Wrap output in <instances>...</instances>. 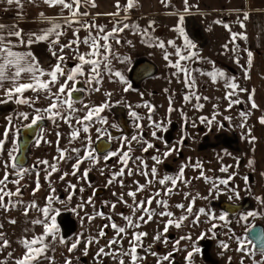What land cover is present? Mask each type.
Instances as JSON below:
<instances>
[{"label":"rangeland","instance_id":"obj_1","mask_svg":"<svg viewBox=\"0 0 264 264\" xmlns=\"http://www.w3.org/2000/svg\"><path fill=\"white\" fill-rule=\"evenodd\" d=\"M83 8L86 9V7L84 6ZM79 19L82 22L94 23L103 27L104 33H100L101 36L111 31L113 27H121L125 23L130 26L129 28L124 29L123 32L118 33L114 38H110L109 40L114 53L113 56L109 57V60L111 62L110 67L112 68L113 72L120 71L121 74L125 76L127 67H129V65L136 58L142 56H145L156 63L159 69L158 77L156 79H153V81L147 83L140 92L135 94L126 93L125 96H128L126 101L117 99L112 103L107 102L110 106L107 107L104 117L107 119L108 123L103 125L99 123H93L91 125L89 133L92 137V140L98 137L96 128H101L102 130L113 129L111 125L115 124L114 119L116 117L112 113H110V109L113 107L118 109V111L116 112L117 114L121 112L126 115L127 119H129V126L132 130L131 132H133V134L137 133L138 130L134 128L133 120L128 115L129 111L137 112V114L141 117L140 121L143 122V132L149 133V137L147 138L148 140L146 141L153 143L155 145V148L149 149L147 153L142 151V147L144 146L143 142L136 143L135 141H133L131 143L130 155L133 157V159L135 157H140L148 165V168L146 169L148 171H150L152 166H155L157 168L158 178H162L167 175V171H171L173 169L177 170L178 167L183 165L184 161V163L189 165L185 169V180L190 181V183L184 184L183 194L184 196L185 194H188V197H190L187 198L188 202H190L192 197H196L195 201H197L199 200L197 196H201V201L205 203V205L203 206H199L200 202L194 203L193 215H190L188 219L185 220V230L182 232V234H177V232L175 233L176 236L192 237L191 240L185 239L183 244H180V248H183L184 250V257L187 256L188 251L192 250L193 243L195 242V246L199 247L200 252L194 254L191 260V264H232L235 262L234 260H236V263H238L239 258L242 257H238L237 255H235L238 252L236 250L238 242L235 237H240L241 235H243L245 233V229L249 225L260 224L264 226V203L261 202L264 200H257V198L254 196L253 191V181L258 185L261 179V173L255 171L253 161L254 157L252 152H254L256 140L250 143L249 138H244V145H237V147L234 148L233 157L231 158V160L230 158L227 159L228 163H226L225 161L220 162L218 161V159L221 157L224 158L223 156H226V151L216 146L219 143L215 142L214 140L215 138H217V135L219 133H226V130L221 128L217 124L211 128L208 126H204L207 125L206 123H204L201 124V127H196L198 129V132L195 137L191 135V133H193L194 131H190L189 133L187 132V135L185 134L186 138L190 140L194 138L205 140L207 138L206 141H203L202 145L191 147L190 144H186L183 160L181 158H177V156H175L177 152H174L172 155L164 159L163 163H160L158 165L153 164L154 162L152 161L151 157L158 154L161 155L162 159V153L166 150V146H164V144L161 145L160 143L154 142V140L152 139V131L148 130L146 127V124L149 122L147 120V116L149 115V113L146 112L147 108L143 105L145 103L153 101L151 97H156L157 99H154L153 105L158 108V118L160 120L165 119L164 107L167 106V99L165 97L163 98L162 93H169V97L172 102L171 107L172 109H174L172 111L171 117H173L176 121V133L173 136V142H171L172 145H176L177 141L180 140L181 136L183 135L182 130H180L181 115L179 114V111L184 107L187 109V112L189 111V113H191L192 120H189L190 124H193V122H195V125H199V122L195 119L198 116L197 112L200 111V117H207L210 119L213 114H216V119L218 121H220V119H224V117H233V126L230 125L232 124L231 121L226 120L225 122L229 123V128L232 127L236 130H240V124L242 123L241 120H243V118L240 116V113L243 111V109H245L246 113H249L246 120V124L248 123L247 127L248 129H251V136L257 138L258 130L260 131L259 133H261L263 128L260 127V114H258L257 108L251 107L252 101H250L247 97L248 92H241L239 91V89H237L236 95L233 96L232 99H239L241 103L234 104L231 108H229V101L225 99V95L228 91H230V89H227L225 87V81L223 79H217L216 82H213L212 77L207 75V73L212 71H223L227 77H235V83L239 85V88L248 90L245 78V68L248 69L249 65L247 63V53L245 51L246 48L244 46L243 39H237L236 41V45H239L238 52L234 53L230 50L226 51L222 47L226 43L228 44L229 49H232L236 46L232 43H229L231 34L229 30L226 29L223 25L227 24L231 29V32L241 33L239 22H232L231 20H227L225 18H208L202 19L201 21L198 20V22H194V27L197 28L198 35L197 38H193L188 34L190 23L188 24V22H186L184 18V22L182 25V27L184 28V33L188 37V39L192 41V43L198 46L193 49V51L197 53V57L188 61H181V63L191 71V76H194V87L189 89L184 83V74L178 73L174 75V73H176V69L171 67L169 64V61L175 63L177 57L175 55H169L168 61L164 59L165 52L174 53V48L167 45L166 43L168 40L174 41L176 46L180 47L183 51L184 37L181 36L178 32L174 31V28L179 22V17L171 18L166 16H132L126 19L124 18L114 20L99 18L93 21L90 18L85 19L80 16ZM216 21H221V23H216ZM150 22H154L152 28L149 29V35L153 38L151 45L149 43H145V38L141 35L143 30L148 28ZM134 25L137 27H132ZM97 31L98 29L96 28L91 29L92 35L95 36L97 34ZM79 32V38L81 40L89 35L88 30L84 28H81ZM73 39H75V37L69 34L64 39H62L60 43L66 44ZM116 39H119V44L116 43ZM129 41H131V43H128ZM158 41L165 42L164 49L156 46ZM101 43H103L102 40ZM81 45L82 44H80L79 47ZM54 50L59 54L58 46ZM88 51L89 48L88 46H86V52L84 50V53H87ZM66 53H68V51H65L63 53L65 57ZM237 57L240 61L239 64L235 62ZM122 60L124 61L123 63L121 62ZM222 64L227 66V68L223 67L224 65L222 66ZM241 65H243L244 67H241ZM103 75L105 77L102 79L100 84L94 83L92 86L86 84V100L80 104L74 105V107L78 109V111L73 114L74 116L82 117L86 113V110H84V105L99 106L104 104L106 100L103 94H105L109 89L114 91L117 90L118 93H122V91H124L125 84L123 82H120L119 78L110 76V74L108 73H104ZM96 87H98L100 91H94L93 89ZM184 89L187 92H189V90H192V92L196 91V96H200V99L197 101L195 97H192L190 101L186 102L189 105L186 104L184 106V100L181 99L180 96ZM40 96L41 99L38 101L40 102V106L42 108L47 107L49 101L43 98L44 93H41ZM205 97H207V99H204ZM197 104L203 105V107L200 108L201 110H197L194 113L191 109L195 108L194 105ZM137 105H140V107H137ZM72 123L74 128L80 127V125L75 124V120H73ZM204 127L206 128L204 129ZM72 131L73 128H70L68 124H65L63 122V120L58 119L56 123H53L52 160L59 169V171L53 173V186L51 185L52 180L50 176L48 177V179H45V176L47 175L46 172L43 176H39L40 188L33 195V189L36 187L37 177L36 174L34 175L29 173L25 175L24 179L21 181L22 196L20 197V199H22L23 203L17 205L15 208H12L10 211H4L3 209H0V225H2V227H0V232L3 233V239L9 242L8 247L0 248V253H3L2 255L0 254V264H15L16 259H18L21 252L24 251L21 241L26 238L30 239L33 235H40L43 233V227L41 225H33L31 223V220L35 218H42L41 213L36 209H31L28 215L25 216L24 208L33 201H35V203L42 208L47 203L46 198L49 196L58 198V200L53 203L52 207L60 210V214L58 216L61 215L63 221L66 214H70L73 221H75L69 223L70 225L66 230L65 228L63 229L60 226L59 223L61 222L59 221V219H57L56 223L59 226L58 238L56 241H52L51 237L48 238V242L50 243L49 252L53 251V264H65V260L67 259H70L72 261V264H118V262L113 260L110 256H104L99 261L95 258L98 249L107 245L108 241L116 235L114 230L110 226L103 228L105 232L104 237H99L98 233L104 225H110L112 221H114L119 226H126V221L122 218L121 214H123V216H130L132 215V210L131 208L128 209L126 211L127 213L123 211L122 208L125 207V203L120 201V196L121 194H123V200L126 202L132 201V198L127 195V192L134 191L136 189L137 184L134 183V181L139 182V184L141 185H145L144 191L137 194L136 198L140 200H144V198L155 195V191L152 190V186L156 182L153 181L152 184H148L146 178L144 176H141L139 172H137L135 175L129 176L127 174V169H125V175L122 177H117V182H114L111 185L107 184V181L111 178L112 173L118 171L122 167V165L118 162V157H112V164H106L101 159H99L96 163H93V161L86 159L79 165V172H77L75 176L71 175L73 171L72 165L76 163L77 158V154L71 152V149H81L79 155L82 157L84 156V144L87 142L84 139L86 134L81 132V138L74 140L70 144L69 134ZM56 133H60L59 144H57ZM47 137L49 138V132H47ZM242 137L239 133V138L242 139ZM58 147L60 149H67L68 156L65 159L59 160L57 162V160H54V157L60 156V153L57 151ZM118 149L127 151V146H122L120 141L118 140L115 143L114 151ZM156 149H159L160 152L158 153ZM241 149L244 152L241 151ZM148 154H150V157L147 158L146 156H148ZM187 155L190 156V162H186ZM247 156L249 157V161H253L251 165H249V161H246L242 165L243 168L236 166V160L241 157L246 158ZM196 161H200L202 163L205 176L209 178L215 176V178L210 179L209 182H205L203 178L194 179V177L199 176L200 169L194 170L190 165L194 164ZM139 163V161H136L135 163L129 161V167L135 170L137 169ZM169 165H171V167ZM222 165L231 166L228 169L229 174L235 173V175L232 176L233 180L231 187L226 192L222 190L220 191L212 189V183L219 184V179L223 178V175L220 174H225L223 172H220L219 170ZM85 169H90V171L88 172L87 179H82V173ZM101 170H103V175L101 174ZM189 172H192L191 176H188ZM245 172H248L252 176L251 178H253V181L250 180L249 183H246L245 181L243 182L241 176L245 175ZM64 173H68V175L64 178V180H61L60 177ZM0 178H2V175H0ZM120 180H123V186H121V184L119 183ZM69 184L75 185V190L70 189ZM98 187L103 188L106 191L105 194L103 196H100L99 198L91 197L92 190ZM159 187L161 188V186ZM8 188L15 191L16 185L10 184ZM81 188L84 189L83 192L80 191ZM51 189H55V192H52ZM210 191L211 195H209ZM179 192V189H177L173 193L172 200H170L171 204L167 209L174 214L173 219H175L176 217L179 218V211L176 207V205L179 204L182 200L181 197L178 196ZM235 192H239V199L235 198ZM70 193L73 194L72 199L69 201L68 196ZM89 197L92 198V204H85L83 211H81L79 208H76L78 204L87 201ZM202 197L208 198L203 199ZM244 197L250 198L252 202L251 209L236 218L227 219L228 222L226 225L224 221H220L218 219L209 220L208 217L203 215H201V222L196 224L192 223V218L195 217V213H197L200 208H205L206 211H211L214 215L219 216L221 214H219L216 209L212 208V204L215 201L228 199L230 201L237 202ZM59 201H63L64 203H60ZM5 202H7V198H5ZM111 204L116 205L114 210L111 208ZM186 205H188L187 202ZM153 206L156 208L155 211L157 213L164 210L158 207L155 201L153 202ZM74 208L76 210L72 211V209ZM96 212H103L104 218L96 216L95 219L91 221H88L87 218H84L83 220L81 219L85 216V213L89 215H95ZM248 212H256L258 213V215L255 217H249L246 222L242 221L240 217ZM135 215L139 216L141 215V212H137ZM109 216H111V221L107 219V217ZM11 219H14L16 223H10L9 221ZM145 219L147 220V216H145ZM167 219V217H160L159 215H155L153 221L150 220L147 223L141 222V226L137 229L129 228L127 230V235L121 242L122 247L124 249H127L129 247L128 240L131 239V234L134 231L146 233L148 227L150 228V225L152 224L157 229H162L164 227L162 221H166ZM213 223L217 224L218 226L215 229H212V231H209ZM233 233L235 235L232 239H230L229 237L233 236ZM166 234L167 233H165L164 235L167 238ZM201 234H204V238L198 239ZM60 237L64 238V240L66 241L65 244H61L59 242ZM77 237L80 238V244L71 253L68 252L67 248L71 245V243L75 242ZM89 237L97 238L98 243H92L91 245H89L88 254L84 255L85 243ZM150 238L151 237L147 232V235L143 237L144 246L155 244L154 246H160V248L163 249V252H168L173 248L170 245L172 244L171 242L173 241V237L170 238L171 240L167 239V244L161 241H154L153 238ZM221 242L227 243L229 247L227 249H223L221 247ZM204 246H206L207 249L205 250H207V252L205 253L203 249V252L201 253V250ZM118 247H120V245H113V248ZM145 252L146 251L142 252L141 256L145 257L148 262L149 258L154 260V258L158 257L152 256L151 254H148L146 256ZM152 252L154 251L152 250ZM9 253H11L12 255L9 256ZM123 258L125 259L127 264L129 258ZM175 258L180 261V264H189V261H187L186 259H184L182 263L181 258ZM142 261H144V259ZM42 264H49V262L45 261Z\"/></svg>","mask_w":264,"mask_h":264},{"label":"snow or ice","instance_id":"obj_2","mask_svg":"<svg viewBox=\"0 0 264 264\" xmlns=\"http://www.w3.org/2000/svg\"><path fill=\"white\" fill-rule=\"evenodd\" d=\"M86 3H91L92 7H95L94 0H85ZM0 3L6 4L8 6L16 5L18 8H22V0H0ZM43 3L48 5L49 7H59L61 10V14L65 10L70 14V17H63V24L60 23L57 19H49L45 17L43 13H41V18L45 20L48 26L41 28L37 32H28L25 33L22 29L18 27V25H5L0 23V93H2V98H0V104H7L9 102H14L17 105H28L34 109V115L31 116L29 113L21 112L19 113V117L24 120L28 121L30 119V123L23 125V127L27 129H32L34 126H37L41 121L45 119L51 120L53 123H56L58 119L63 120L65 124H68L70 128H73V131L69 134L70 140L69 143L71 144L74 140L81 138V132L84 134L89 133V129L93 123H99L101 125L107 124L108 121L105 117H102L100 113H102L107 107L110 105L107 101L99 106L90 107L88 105H84V109H86V113L82 117H76L73 114L78 111L74 107L76 100L74 99V94L78 91H84V89L78 88L77 84L79 83L77 77H85L87 78L84 80L89 86L95 84H100L103 79V74L108 73L110 76H115L119 78L120 82L127 84V81L124 80L123 75L120 71H114L110 67V60L109 57L113 56L112 46L109 43L110 38H114L118 33L123 32L124 29L129 28L128 24H123L121 27H113L111 31L105 33L103 36L100 33H104V28L96 25L94 23L82 22L79 17L80 16H87V12H81L80 8L82 7L81 0H43ZM136 0H127L126 5L124 7V11H128L135 6ZM161 3L167 5L169 0H161ZM184 3V12L187 13L189 11L188 0H183ZM115 7L119 9L120 3L117 0ZM108 15L118 16L119 11L115 13H109ZM249 18L248 13H243V18L239 19V24L241 28L245 27L244 21ZM184 22V15H179V22L177 26L174 28V31L178 32L181 36L184 37V46L183 51L180 47H177L175 42L172 40H168L166 43L167 45L174 48V53L165 52L164 59L166 61L169 60V55H175L177 57L175 63L169 61L171 67L176 69V73H183L184 74V83L186 87L189 89L194 87V79L191 76V71L185 67L181 61H188L195 57H197V53L193 51L196 48V45L192 43L191 40L184 33V28L182 27ZM154 22H150L148 28L144 29L141 33L142 37H144V42L152 43V37L149 35V29L152 28ZM216 23H221V21H216ZM74 24L79 25L78 28L73 30V36L75 39L69 41L66 44H61L60 39L63 35H65L66 28H72ZM226 29L229 30L231 34V39L229 43L236 45L237 39H247L246 33H235L231 32V29L227 24L223 25ZM137 27V26H132ZM81 28L88 30L89 35L81 40L79 38V31ZM96 28L98 29L97 34L95 36L92 35L91 29ZM101 40L103 43H101ZM45 42L49 45L51 54L56 57V63L53 64L49 69H45L41 67V62L37 59L34 53L30 50L31 46L36 43ZM116 43L119 44V39H116ZM128 43H131L129 41ZM80 44H84L88 46L89 51L87 53H79L78 48ZM76 46L74 49L73 46ZM59 47V54L54 49ZM157 47L164 49L165 42L158 41L156 44ZM23 47L28 49L27 51H18L16 49ZM226 51L230 50L232 52L239 51V45H236L232 49L228 48V44L222 46ZM65 49H73L74 51V58L78 60V63L75 64L74 67L68 68L65 64ZM247 53V63L250 66L253 59V53L250 50L245 49ZM124 62L123 60L121 61ZM237 64L240 63L239 58L235 60ZM85 66H88L87 73L85 72ZM241 67H244L241 65ZM203 74V73H202ZM207 75L212 77L213 82H216L217 79H223L225 81V87L230 89L225 95V99L229 101V108L232 107L234 104H239L241 101L239 99L233 100L232 97L236 95L237 89L239 91H247L246 89L239 88V85L235 83V77H227L223 71H212L207 73ZM61 78L63 82H61ZM245 78H248L247 69L245 68ZM131 86L124 88V91H128ZM55 89V91H53ZM94 91H100L98 87L93 89ZM31 91L36 93L34 97H26L24 95L25 92ZM44 93V99L48 100V106L45 108L35 107L36 103L41 99L40 94ZM110 96L111 94H106ZM195 96V99L198 101L200 99L199 96H196L194 92H191L189 95L184 96V100L190 101V99ZM204 99H207L205 97ZM249 100L252 101L251 107L257 108L258 106L252 100V95H249ZM171 100L169 101V112L173 111L171 107ZM144 107L148 108L149 115L147 116V120L149 121V126L153 129L151 135L154 139H163L157 135L158 131H167L165 126V122L163 121H156L153 120L152 113H154V107L148 103L143 105ZM140 107V105H137ZM196 108H202L203 105H194ZM128 115L133 120V126L138 131L137 133L133 134L130 138L120 136V137H113L110 133H108L107 129L96 128V132L98 133V137L107 135L110 140H119L122 146H127V151L122 149H118L116 151L108 150L103 155V160L107 161L112 157H118V162L122 165V167L113 172L111 178L108 179L107 184L111 185L114 182H117V177H122L125 175V169H127V174L129 176L135 175L137 172L141 176H144L147 180L148 184H152L153 181L158 183L161 186L163 191V195L170 196L174 188H176L178 182L188 184L190 181L185 180L184 177V170L189 165H182L180 167L179 173L175 176L165 175L162 178H158L157 168L152 166L150 171L146 170L148 165L140 158V157H133L130 155L131 152V143L135 141L136 143L143 142L142 151L147 152L149 149L155 148V145L151 142H148L143 139V125L139 123L141 117L135 111H129ZM249 113L241 112L240 116L243 118V122L240 124L241 128H245L247 116ZM9 124H11L12 118H7ZM225 120H231L230 117H224ZM73 120H75V124L80 125L79 128H74ZM200 123H207L209 126L213 124L216 120V114H213L212 118L209 119L207 117H200ZM170 123V121H169ZM185 123L187 120L185 119ZM260 123L264 124V117L260 118ZM193 127H195V122H193ZM223 127V125H219ZM111 127H117L115 124L111 125ZM16 132L19 131L18 128L13 126ZM11 129L6 128L3 132V139H0V153L5 151V143L9 138V131ZM119 130V129H118ZM43 131V130H41ZM57 135V144H59V137L60 133H56ZM186 137L184 135L181 136L180 140L177 141L176 145L168 146L167 142H165L166 150L163 151L162 157L166 159L168 156L172 155L174 152H178L180 147L183 145V141ZM247 138H249V142H254L255 137L251 136V129L247 130ZM43 139V136L37 138L36 144L39 146L40 140ZM84 139L87 141L84 144V156H80L79 153L81 149L79 148H72L71 152L77 154L76 163L72 165L73 171L71 175L75 176L77 172H79V165L84 162V160H91L93 163L98 162L99 157L96 155V149L91 148L90 145L92 144V137L90 135L85 136ZM13 148L11 151L7 152L8 159L6 161L0 162V167L4 169L3 178H0V209L4 211H10L12 208H15L17 205L22 204L23 201L20 199L22 196L21 192V181L24 179V176L29 174L31 171L35 170L37 165H45V171L47 175L45 179H48L52 173L59 171L57 165L55 163H49L47 160H40L37 161V165H33L31 169L24 167L22 164L19 163L18 153L20 151L16 139L15 134L12 138ZM57 151L60 153L59 157H54V160H63L65 159V153L68 151L67 149H60L57 148ZM159 153L160 150L156 149ZM151 159L155 162V164H160L163 162L161 159V155H154ZM222 159V158H221ZM129 161L135 163L139 161V165L137 169H132L129 167ZM239 161L237 160V165ZM253 161H249V165H251ZM193 169H200L199 176L194 177V179L203 178L205 182H209L210 178L204 175L203 172V165L200 161H196L194 164L190 165ZM231 166H221L220 172L227 173L228 169ZM9 169L12 171L10 172ZM90 169H85L82 173V179H87L88 172ZM101 174L103 175V170H101ZM14 175L16 179H9L10 176ZM68 175V173H64L60 179L64 180V178ZM235 173L230 174L227 179H220L219 184L212 183V189L219 190V185H224L225 187L228 186L229 181L232 179V176ZM36 187L33 189V195L36 191L39 190V172H36ZM245 182L247 183V177L244 178ZM16 185L15 191L8 188V184ZM119 183L123 186V180H120ZM137 184V187L134 191H128L127 195L132 198L133 203L128 205L129 208L132 210V215L130 216H123L122 218L126 221V226H119L114 221L110 223V225H104L98 233L99 237H104L105 232L103 228L111 227L114 232L115 236L108 241L107 245L100 247L96 253V259L99 261L104 256H110L113 260L117 261L118 264H126V261L123 257H128L127 264H138L139 261L145 259V257L140 256L138 253V248L144 249L146 252H149L152 256H157L158 254L155 252H151V246L149 245L147 248H144L143 244V237L147 235L144 232H133L131 234V239L128 240L129 247L124 249L122 247V240L127 235V230L137 229L141 226V222L147 223L150 221L153 216L159 215L160 217H168L166 221H162L164 224L163 231L157 232V234L153 237L154 241H161L165 244L168 243V240L165 233L168 232L169 226L174 225L175 227H181V224L188 219L190 215H193V205L195 203L196 197H192L188 205L185 204H177L176 207L182 209L185 214L181 215L178 219H173V213L168 211V201L164 199H160L161 197V190H157L155 195L149 196L144 200L137 201L136 197L137 194L143 192L145 189V185L139 184V182L134 181ZM171 187H168V185ZM75 185L69 184V188L75 190ZM52 192H55V189H51ZM81 192L84 191L83 188L80 189ZM72 194L70 193L68 196V200L72 199ZM115 195V193H114ZM211 195V191L209 193ZM5 198H7V202H5ZM16 198V199H13ZM185 198H188V194H185ZM203 199H207L208 197H202ZM235 198L239 199V192H235ZM47 203L44 207H39L35 201L31 202L29 205L25 206L24 208V215L27 216L31 209H36L38 212L41 213L42 218H35L31 220L33 225H41L43 227V233L40 235H33L30 239L26 238L21 241L24 252L23 255L16 259L15 264H42V261L46 260L49 261L51 264L52 257L48 255L50 250V243L48 242V238L51 237L52 241H56L58 238L59 226L57 225V216L60 214V210L57 208L52 207L53 203L58 200L53 196H49L46 198ZM259 199V198H257ZM120 201L123 203H127L123 200V194L120 196ZM155 201L158 207L164 209L157 213L155 209L151 208V205ZM60 203H64L63 201H59ZM264 203V201H261ZM92 198L89 197L87 201H84L76 206L81 211L84 209L85 204H92ZM107 203V202H106ZM116 207L115 204H111V208L114 210ZM76 209H72L75 211ZM137 212H141V215L136 216ZM206 216L209 220H220L224 221L225 225L227 224L226 214H221L219 216L214 215L211 211H206L205 208H200L197 213H195V218L193 219L192 223L196 224L200 222V216ZM258 213L256 212H248L240 217L242 221H247L249 217H255ZM96 216L104 218L103 212H96L95 215H89L85 213V216L81 219L87 218L88 221L95 219ZM147 216V220L145 219ZM135 217V219H134ZM109 221H111V216L107 217ZM12 224H15L16 221L11 219L9 221ZM218 225L213 223L209 231L215 229ZM2 227V225H0ZM255 225H249L245 231L247 234H251L254 232ZM27 231V229H26ZM231 231V230H230ZM215 235V234H213ZM230 236L229 238L232 239L234 237ZM163 237V239H162ZM204 234H201L198 239H203ZM191 240V236L181 237L180 240ZM238 242L237 251L244 253L245 255L255 254V251H259L261 256H264V232L258 234L255 239L261 241V245L259 248L253 243V239L249 238V235H245L243 239L240 237H235ZM180 240L175 241L173 245V250H178L177 246L180 244ZM59 242L61 244H65L66 241L63 237L59 238ZM8 241L3 239V233L0 232V248L8 247ZM92 243H98V239L95 237H89L85 243L84 255L88 254V246ZM80 244V238L77 237L75 242L71 243V245L67 248L68 252H72L77 248ZM113 245H120L118 248H113ZM248 245H252L251 248ZM221 247L223 249H227L229 245L227 243L221 242ZM107 249V251H106ZM199 247L195 246V242L193 243V248L191 251L187 252V256L185 259L189 261L191 264V260L194 254L199 253ZM12 254L9 253V256ZM172 253L169 252L163 256H160L157 259V264H163V262L167 261L168 264H172ZM231 259V258H229ZM65 264H72L70 259L65 260ZM241 264H243V259L241 260Z\"/></svg>","mask_w":264,"mask_h":264},{"label":"flooded vegetation","instance_id":"obj_3","mask_svg":"<svg viewBox=\"0 0 264 264\" xmlns=\"http://www.w3.org/2000/svg\"><path fill=\"white\" fill-rule=\"evenodd\" d=\"M82 2V5L86 4V2L84 0H81ZM91 5L90 3H88V6ZM80 11L83 13V12H87L86 9L83 8V6L80 8ZM88 13V12H87ZM83 18L85 19H92L93 21H95V19H99V18H96V17H91L89 16V14L87 16H82ZM129 17H132L130 15V13L126 12L125 14H120L118 16H113V17H104V18H100V19H114V20H117V19H126V18H129ZM188 24L190 25L189 27V30H188V34L191 35L193 38H197V28L194 27V23L192 22L191 19H188ZM80 33V32H79ZM71 35H73V31L71 32ZM196 45V44H195ZM196 47H198L196 45ZM73 48L75 49L76 46H73ZM84 50L86 52V45L82 44L79 48H78V52L76 53V55H78L79 53H84ZM113 50V49H112ZM65 51H68V53H66V57H65V64L66 66L70 69L72 67L75 66L76 63H78V60L74 58V51L73 49H65ZM54 57V59H53ZM51 62H52V65L55 64L57 61H56V57L51 55ZM140 59H145L147 60L149 63L153 64V67H155V70H156V73L151 76V77H146L145 73L147 72V69H145V65L144 64H141L139 66H137L136 68V71L133 72L132 71V67L134 66L135 62L137 60H140ZM147 63V62H146ZM224 64H222L223 66ZM225 68H227V66H223ZM146 68H148V66H146ZM248 70V69H247ZM88 71V66H85V72L87 73ZM158 73H159V69L157 67V64L154 63L152 60L148 59L147 57L145 56H142V57H139V58H136L130 65L129 67H127V70H126V74L124 77V80L127 81V84H125V87H128V85H130L131 87L129 88L128 91H122V93H118V91H114V90H108L104 95L105 97V100L107 102H114L115 100L119 99V100H124L126 101L128 96H125V94H135V93H138L142 90V88L149 82L153 81V79H156L158 77ZM105 76L103 75V78ZM194 76H192L193 78ZM87 78V75L85 77H77L79 83L77 84V87L78 88H81V89H84V91H78L74 94V99L76 100V103L75 104H80L82 102H84L86 100V92H87V87H86V83H84V80ZM63 79L64 78H61V82H63ZM247 80V78H246ZM53 91H55V89H53ZM192 92V90H189V92H187L185 89L183 90V92L180 94L181 96V99L184 100V96L185 95H189L190 93ZM110 93L111 95L108 96L106 94ZM196 95V91L194 92ZM24 95L26 97H34L36 96V93H33L31 91H27L24 93ZM162 96L163 98L165 97L167 99L166 101V107H164V113H165V119H162L160 120L158 118V108L153 105L154 104V99H157L156 97H151V99L153 101H150L148 104L152 105L154 107V113H152V116H153V120H156V121H163L165 122V126L167 128V131H158L157 132V135L159 137H162L163 139H154V142H157V143H160L161 145L164 144L165 145V142H167V145L168 146H171V142H173V136L175 135L176 133V121L173 117H171V114H172V111L169 112V101H170V97H169V93H165L163 92L162 93ZM195 97V96H193ZM200 97V96H199ZM0 98H2V93H0ZM162 98V97H161ZM162 98V99H163ZM183 104L184 106L187 104L186 101L184 100L183 101ZM90 105V104H89ZM189 105V104H187ZM35 107H39V108H42L40 106V102H37ZM90 107H95V106H90ZM107 109V108H106ZM106 109L100 113V115L102 117H104V115L106 114ZM86 110V109H84ZM194 113L197 111V110H201L200 108H193L191 109ZM87 111V110H86ZM118 111L117 108H111L110 109V113H112L115 117V125L117 127H113L112 130H107L108 133L111 134V136L113 137H120V136H124V137H130L133 135V132H131V128L129 126V119H127L126 115H124V113H116ZM243 111H245V109H243ZM21 112H25V113H29L30 115V119H31V116L34 115V109L32 107H29L28 105H17L15 104L14 102H9L7 104H0V139H3V132L5 131L6 128L8 129H11L9 131V138L8 140L6 141L5 143V151L3 153H0V162L2 161H6L8 159V156H7V152L8 151H11L12 148H13V143H12V138H13V135L15 134V139H16V143L20 149V151L18 153H15L16 155H18V158H19V163L22 164L24 167L26 168H29L31 169L33 165H37V161H40V160H47L49 161V163H53V122L49 119H45L43 121H41L37 126H34L32 129H27L25 127H23V125H26L28 123H30V119L28 121H24L22 120L20 117H19V113ZM147 113H149L148 111V108L146 110ZM246 112V111H245ZM200 111L197 112L198 116L196 117V121L199 122V125H196L195 127H193L192 123L190 124L189 123V120L191 119L192 120V117H191V113H189V111L187 112V109L184 107V108H181L180 111H179V114L181 115V122H180V130H182L183 132V135L186 137V133L190 132V131H194L193 133H191V135L193 137L196 136L197 132H198V129L196 127L198 126H202L200 123ZM11 117L12 120H11V124H9V121L7 118ZM212 118V116H211ZM210 118V119H211ZM185 119L187 120V123H185ZM233 117L231 118V122L232 124L230 125H234L233 124ZM194 120V119H193ZM170 121V123H169ZM226 120L225 119H220V121H218L217 119L213 122V124L211 126H209L207 123V125H204V126H208V127H213L214 125H223V129L226 130V133L224 132H221L217 135V138H215V142L219 143L218 146L219 148L223 149L226 151L225 155L226 156H223L224 158H219L218 161L222 162V161H225L226 163H228L227 159L233 157V152H234V148L237 147V145H244V138L245 139H248L247 138V130H248V123L245 125V129L244 128H241L240 127V130H236L232 127L229 128V123L228 122H225ZM228 121V120H227ZM230 122V123H231ZM241 122H243V120H241ZM139 123H143L141 121H139ZM219 123V124H218ZM204 124V123H203ZM13 126H15V128H18L19 131L16 132L15 129L13 128ZM146 127L148 130H153L150 126H149V122L146 124ZM79 128V127H78ZM91 128V127H90ZM206 127H204L205 129ZM119 129V130H118ZM202 129V128H201ZM43 130V131H41ZM212 130V129H211ZM210 131V130H209ZM240 131V132H239ZM47 132H49V138L47 137ZM90 132V131H89ZM239 133L242 137V139L239 138ZM186 134V135H185ZM244 134H245V137H244ZM90 135V133H87L85 136H88ZM142 135H143V139L144 140H148L147 138L149 137V133L147 132H142ZM40 136H43V139L40 140V143H39V146H37L36 144V141H37V138L40 137ZM189 136V134H188ZM207 138L204 140V139H201L200 138H194L192 140L190 139H187L185 138L184 141H183V145L180 147V150L176 153L175 156H177V158H181L182 160L184 159V152H185V145L186 144H190L191 147H194V146H200L202 145L203 141H206ZM116 141L118 140H110L109 137L107 135H104V136H101L99 138H96L94 140H92V144L90 145L91 148H95L97 151H96V155L97 157H99V159H101L103 162H105L106 164H112V161L113 159H109L107 161L103 160V155L105 154L106 151L108 150H112L114 151L115 149V143ZM188 142V143H187ZM241 142V143H240ZM256 143V141H255ZM256 145V144H255ZM54 147H55V144H54ZM256 147V146H255ZM241 151H243L241 149ZM152 152V150H151ZM244 152V151H243ZM148 153V152H147ZM146 153V154H147ZM253 153V161H254V166H255V171H257V165H256V161H255V148H254V152ZM158 155V154H157ZM68 156V153L66 152L65 153V158ZM147 158L150 157V154H148V156H146ZM169 157V156H168ZM189 157L190 156H186V162L187 161H191L189 160ZM162 160L164 161V158L162 157ZM153 161V160H152ZM239 163L238 167H241L243 168V164L247 161H249V157L247 156L246 158L244 157H241L238 159ZM154 162V161H153ZM188 162V164H189ZM237 162V160H236ZM163 163V162H162ZM155 164V162L153 163ZM231 164V162H230ZM183 165H186V163H184L183 161ZM171 167V165H169ZM182 166V165H181ZM180 166V167H181ZM180 167H178L177 170H171V171H167L166 174L167 175H170V176H175L179 173V170H180ZM45 168L46 166L45 165H37L36 169L31 171L30 174H36V172L38 171L39 172V176H43L44 173H46L45 171ZM186 169V168H185ZM9 171L11 172L12 170L9 169ZM176 171V172H174ZM186 170H184V179H185V173ZM261 173V182L258 183V185L253 181V178H251L252 176L248 173V172H245V175L241 176V179H243V182L245 181V177H247V183H249L250 180L253 181V191H254V196L256 198H259L260 200H264V172H259ZM0 175H2V178H3V175H4V169L2 167H0ZM192 175V172H189L188 173V176H191ZM220 175H223L221 179H227L228 176L230 175L229 172L225 173V174H220ZM10 179H16V177L14 175L10 176L9 177ZM52 182H51V185L53 186V173L52 175L50 176ZM215 178V176L213 177H210V179H213ZM93 180V179H92ZM220 180V179H219ZM232 180L231 179L229 181V184L227 187H225L224 185H219V190L221 191H228L231 187V184H232ZM11 183L8 184V186H10ZM160 185L158 183H154L153 186H152V190H154L155 192L157 190H161V197H159L160 199H164V200H167L168 201V205L171 204L170 200H172V195L173 193L179 189V193H178V196L181 197V202L179 204H185L186 205V202L189 203L187 201V199L185 198L184 196V183H180L178 182L176 188V190L173 189L172 191V194L170 196H165L163 195V191L162 189L159 187ZM171 185L169 184L168 187H170ZM105 190L103 188H94L92 190V195L91 197L93 198H99L100 196H103L105 194ZM190 198V197H188ZM197 198L199 200L195 201V203H199V206H203L205 205L204 202H202L201 200V196H197ZM146 199V198H144ZM137 201H140V199H137ZM143 200V199H142ZM258 200V199H257ZM154 202V201H153ZM133 203V201H130V202H127L125 203V207L122 208L123 211L125 213H127L126 211L128 209H130L128 207V205H131ZM251 200L249 197H244L242 199H240L239 201L237 202H233V201H230L228 199H221V200H217L215 201L212 205V208L216 209L219 214H226V218L227 219H233V218H236L238 216H240L241 214L249 211L252 207V204H251ZM151 208L152 209H155L156 208L153 206V203L151 205ZM194 208V206H193ZM211 208V206H210ZM158 209V208H157ZM178 211H179V217L181 215L184 214V211L182 209H179L177 208ZM124 213V214H125ZM155 216H153V218L151 219L152 221L154 220ZM168 218V217H167ZM195 218V217H194ZM192 218V220L194 219ZM57 219H59V221L61 223L60 226L64 229H68L69 227V223L71 222H75L73 221V219L71 218V215L70 214H66L65 218H64V221L62 220V216H58ZM175 219H178L177 217ZM201 216H200V222H201ZM184 223L185 221L181 224V227L177 228L175 227L174 225H171L169 226V229H168V232H167V239H170L171 237H173V241L171 242L172 244H170L172 247L175 243L174 240H180L181 236H176V232L177 234L178 233H181L185 230L184 229ZM68 226H67V225ZM160 228H156L152 225H150V228L148 227V230L147 232L149 233V236L151 237L150 239H152L156 234L157 232H162L163 231V228L160 229ZM146 232V233H147ZM264 232V226L263 225H258V224H255V229H254V232L251 233V234H247L246 231L243 235L240 236L241 239H243L245 237V235H249V238L250 239H253V243L257 246V248H259V246L261 245V241L258 240V239H255V237ZM171 240V239H170ZM184 240H180V244H183ZM178 245L177 248L178 250H173V248L171 250H169L168 252H163V249L160 248V246H154L155 244H152L150 245L151 246V252L152 250L157 253L158 257L154 258V260L150 259L149 258V262L148 260L144 259V261H139L138 264H157V259L160 257V256H163L169 252L172 253V257H171V260H172V264H180V261L177 260L175 257L177 258H181L182 259V263L185 259V254H184V250L183 248H180L181 245ZM148 246H144V248H147ZM205 247V248H204ZM201 250V253L203 252V249H204V252L206 253L207 249L206 246H204ZM249 248L252 247V245H248ZM144 249H141V248H138V253L139 255L141 256V253L144 252L143 251ZM255 251V254L252 255V254H249V255H245L244 253L242 252H237L235 255H237L238 257H242V258H239L238 260V263H236V260H234L235 262L232 263V264H241V260L243 259V264H264V256H261L260 252L259 251ZM24 252V251H23ZM23 252H21L20 254V257L23 255ZM163 253V254H162ZM1 255L3 253H0ZM146 256L150 253L149 252H145ZM48 255L52 257V261H51V264H53V251H50L48 252ZM19 257V258H20ZM146 260V262H145ZM46 260L42 261L45 262ZM49 262V261H48ZM166 264H168L167 261H165ZM165 262H163V264H165ZM213 262V261H211ZM212 264V263H211Z\"/></svg>","mask_w":264,"mask_h":264},{"label":"crops","instance_id":"obj_4","mask_svg":"<svg viewBox=\"0 0 264 264\" xmlns=\"http://www.w3.org/2000/svg\"><path fill=\"white\" fill-rule=\"evenodd\" d=\"M85 1V0H84ZM117 0H94L95 7L88 3L86 7L89 16L96 18L113 17L109 13L119 11L125 14L124 7L127 0H119L120 8L115 7ZM91 4V3H90ZM22 8L16 5L8 6L0 3V23L5 25H18L25 33L37 32L41 28L48 26L41 13L49 19H57L63 24V17H70L65 10L61 14L60 8L49 7L43 0H22ZM189 11L184 12L183 0H169L165 5L161 0H136L135 6L128 10L131 16H166L171 18L179 17L183 14L186 22L191 19L192 22L208 18H225L232 22H237L243 18V13L247 12L249 18L244 21L245 27L241 28V33H246L247 39L244 40V46L253 53V59L248 66L247 97L252 95V100L256 103L257 112L260 118L264 117V0H188ZM79 25L74 24L72 28L65 29V35L60 39H64L71 32L78 28ZM18 51H27L23 47L16 49ZM37 59L41 62L42 68L49 69L52 66L51 51L49 45L45 42L36 43L30 49ZM46 69V70H47ZM258 130L255 147V161L258 172H264V124ZM261 182V180H260Z\"/></svg>","mask_w":264,"mask_h":264},{"label":"water","instance_id":"obj_5","mask_svg":"<svg viewBox=\"0 0 264 264\" xmlns=\"http://www.w3.org/2000/svg\"><path fill=\"white\" fill-rule=\"evenodd\" d=\"M147 62V63H146ZM144 64L145 65V69H147V72L145 73L146 77H151L156 73L155 67H153V64L149 63L147 60L145 59H140L137 60L134 64V66L132 67V71L135 72L136 71V67ZM146 66H148V68H146Z\"/></svg>","mask_w":264,"mask_h":264}]
</instances>
